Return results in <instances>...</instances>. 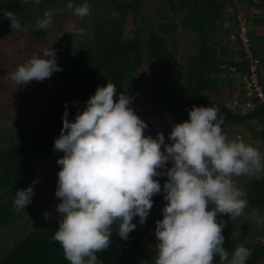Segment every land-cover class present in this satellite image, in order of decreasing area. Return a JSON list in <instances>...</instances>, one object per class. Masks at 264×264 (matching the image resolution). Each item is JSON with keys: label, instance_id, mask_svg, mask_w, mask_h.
<instances>
[{"label": "clouds", "instance_id": "obj_1", "mask_svg": "<svg viewBox=\"0 0 264 264\" xmlns=\"http://www.w3.org/2000/svg\"><path fill=\"white\" fill-rule=\"evenodd\" d=\"M67 8L82 18L91 5L74 6L69 0ZM0 12L13 30H27L16 12ZM54 14L45 11L36 26L50 27ZM40 53L34 52L10 73L17 85L43 81L62 71L52 46ZM251 72L252 77L246 78L248 96L256 95L264 103L255 65ZM132 100L107 81L87 99L83 110H77L74 120L68 119L66 102L63 126L53 145L54 151L64 154L56 161L61 167L54 195L60 202L56 205L58 227L51 238L60 243L70 264H103L97 253L110 246L111 226L118 222V235L127 240L137 223L146 222L153 196L162 193L166 203L154 230L155 264H213L217 255L221 264H246L251 249L239 245L229 259L222 234L227 222L217 217L226 214L234 221L244 214L247 193L233 177H259L264 156L242 138L227 137L223 114L214 104L193 105L189 119L172 124L171 143H165L163 132L155 137L145 134L148 125L136 114ZM159 177H167L163 186ZM33 195L31 185L17 189L14 210H24ZM44 216L47 219L49 213Z\"/></svg>", "mask_w": 264, "mask_h": 264}, {"label": "trees", "instance_id": "obj_2", "mask_svg": "<svg viewBox=\"0 0 264 264\" xmlns=\"http://www.w3.org/2000/svg\"><path fill=\"white\" fill-rule=\"evenodd\" d=\"M83 1L72 0L74 6ZM104 1L103 14L94 19L90 27H83V33L77 31L81 28H72L71 34L76 36V40L67 43L64 48L55 46L57 63L62 71H57L54 77L50 95L43 100L40 117L0 148V229L16 224L22 217L26 207L15 211L13 198L17 189L25 188L24 182L31 176L35 164L42 160L49 161L54 154L62 152L54 151L53 145L63 126L62 115L66 102L68 119L74 120L77 110H83L87 99L95 94L98 86L105 85L107 81L117 85L118 93L123 92L132 97L137 88V79L133 76H138V81L147 87L146 66L160 65L171 53L174 56L177 54L179 42L176 39L170 41L169 37L181 27L196 34L197 51L184 68L180 97L174 88L177 74L164 71L160 75L158 84L163 90L165 115L175 117L181 114L187 120L188 109L193 105L214 104L223 114L222 128L241 126L252 132L254 138L260 135L264 139V130L260 133L254 131V124L264 128V103L260 98L256 95L250 97L254 106L244 112L241 106L233 107L223 100L218 103L213 96L221 93L226 84L233 89L234 72L240 76L245 73L244 79H250L252 65L256 67L259 83L264 91V0H167L157 11L161 20L157 30L154 29V24H136L140 21L141 11L147 0ZM68 2L69 0H40L36 4L33 0H28L27 3L24 0H0V11L7 9L16 12L21 25L28 28L27 20L33 19L32 5L39 7L40 18H43L45 11L52 10L55 13L52 19L57 20L65 14L75 15L67 8ZM236 3L255 8V15L248 18L255 27H261L246 31L250 54L246 52L239 34L242 29L237 14L234 16L237 50L223 41L216 42L212 37L217 36L216 30L226 21L228 9ZM170 13H182L181 21H169ZM164 21L167 23L164 24ZM19 32L21 33L9 26L8 19L0 12V43L12 40L11 36H17ZM30 32L36 37L47 38L50 30L39 29L32 23ZM234 51L239 54V60L234 56ZM224 72L227 73V78L220 79ZM0 73L4 75L6 71L0 67ZM247 90L245 86L242 89L241 105L244 102L242 99L248 95ZM140 117L148 124L145 115L141 114ZM157 179L163 186L167 177ZM248 189L251 208H264V177L250 182ZM161 197L162 193L153 196L154 210ZM220 218L227 222L222 234L225 236L224 247L229 252V259L237 246L244 245L251 249V256L246 264H264V237L253 241L250 236L252 226L242 224L240 216L234 221L229 220L226 214L217 217ZM36 222L38 225L32 232L2 254L0 264H70L60 243L51 238L58 227V220L52 222L36 218ZM118 227V222L111 226L110 246L97 253L98 260H102L103 264H155L147 254L138 225L129 233L127 240L119 237ZM213 264H221L218 255Z\"/></svg>", "mask_w": 264, "mask_h": 264}, {"label": "rangeland", "instance_id": "obj_3", "mask_svg": "<svg viewBox=\"0 0 264 264\" xmlns=\"http://www.w3.org/2000/svg\"><path fill=\"white\" fill-rule=\"evenodd\" d=\"M125 1V0H120ZM127 1V0H126ZM91 5L90 13L85 17H78L76 15L71 16L69 14L63 15V18L53 20L50 27L44 30H50L47 38L36 37L30 32L32 23L36 26L37 21L40 18L39 7L37 5L31 6V12L33 19L27 20L29 26L26 31H21L17 36H11L12 40H5L4 43H0V67L6 71L4 75L0 73V148L7 145L8 140L18 135L22 129L35 122L41 115L43 110V100L50 95L53 80L57 72L53 73L50 78H45L43 81H31L27 85H17L11 78L10 73L13 72L18 65L25 62L31 57L34 52H41L44 49L51 46L65 47L67 43L76 40V36L71 34L72 28H87L92 25L94 19L99 18L103 14L105 1L104 0H84ZM82 3V4H83ZM167 3V0H147L140 15V21L143 25H153L157 30V25L161 23L160 17L157 13L158 9ZM169 11V10H168ZM256 9L248 4L236 3L235 6H231L228 9L226 15V21L224 24L216 30V34L212 36L216 42L223 41L224 44L229 45L234 50L238 49L237 36L235 34L236 29L234 16L237 14L240 21V36L242 37V43L245 45V50L250 54V42L248 41L247 30L261 29V27H255L252 20H249L248 16L255 15ZM143 19V21H142ZM182 19V13L177 15L170 13V20L179 23ZM132 20H130V23ZM167 23L166 21L163 22ZM247 27V29L245 28ZM236 28V27H235ZM233 32V33H232ZM196 34L190 32L184 28H179L169 40H178L179 47L177 54L174 56L171 53L170 57L165 61L158 64H152L146 66L147 70V87H144L138 76H133L137 79V88L133 91V100L131 106L134 108L136 114L140 116L145 115L148 120V127L145 129L146 135L156 136L157 132H163L165 135V143H171L168 139V132L171 130L173 123L183 122L184 119L181 114L175 117L166 116L163 111L165 99L163 90L160 88L158 82L160 75L164 71L175 72L177 74L174 81V88L177 95L180 97L183 91V72L187 64H189L192 55L197 51V42L195 38ZM82 38V36H81ZM231 41V43H229ZM218 46V44H217ZM235 52V51H234ZM239 60V54L235 52L234 55ZM57 58V56H56ZM227 66V65H226ZM244 75H237L236 72L232 73L235 82L234 87L231 89L228 84L222 89L221 93L213 94L214 98L219 103L220 100L225 101L233 107H240L244 112H248L254 106L251 98L247 95L243 98V102L240 104V97L242 89L249 87L247 79H244ZM221 78H227V73H222ZM249 90V89H248ZM247 90V92H248ZM254 131L257 133L263 132L264 128L261 125H255ZM223 131L227 137L231 140L242 138L246 143L259 149L262 156H264V139L259 135L258 138L252 136V132L245 130L243 127H224ZM63 152L54 154L49 161H39L35 164L31 176H29L24 186L31 185L34 189V195L32 201L26 206V209L22 217L16 224H9L8 226L0 229V259L2 254L6 253L9 249L13 248L16 242L26 237L38 223L36 218L45 219L44 213H49V216L45 220L55 222L58 220V213L56 211V205L60 202L54 193L57 187V174L60 170V165L57 164V158L63 156ZM47 160V159H46ZM264 177L262 172L259 177L253 175H240L234 176L233 179L236 186L246 191L248 204L244 210V214L240 216V222L242 224H249L252 226L250 233L251 239L261 240L264 237V208L252 209L249 203V189L248 184L255 179ZM38 179V182L33 184L32 181ZM166 201L163 197L160 198L157 207L154 210L152 207L150 214L144 224H139V234L146 246V251L149 258L155 262L157 250L155 248L157 244V238L155 237L156 221L162 219V208ZM35 217V218H34ZM34 218V219H33ZM260 223H257V220ZM138 217L134 218L136 222Z\"/></svg>", "mask_w": 264, "mask_h": 264}, {"label": "built area", "instance_id": "obj_4", "mask_svg": "<svg viewBox=\"0 0 264 264\" xmlns=\"http://www.w3.org/2000/svg\"><path fill=\"white\" fill-rule=\"evenodd\" d=\"M256 84V83H255Z\"/></svg>", "mask_w": 264, "mask_h": 264}]
</instances>
